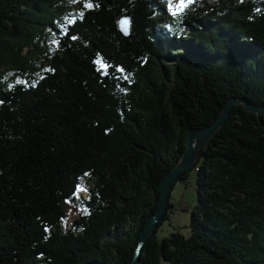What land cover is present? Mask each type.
<instances>
[{"label": "trees", "instance_id": "obj_1", "mask_svg": "<svg viewBox=\"0 0 264 264\" xmlns=\"http://www.w3.org/2000/svg\"><path fill=\"white\" fill-rule=\"evenodd\" d=\"M231 98L264 107V0H0V264L129 262ZM229 116L177 180L195 173L191 234L157 240L169 194L143 264H264V115ZM66 201L85 212L63 231Z\"/></svg>", "mask_w": 264, "mask_h": 264}, {"label": "water", "instance_id": "obj_2", "mask_svg": "<svg viewBox=\"0 0 264 264\" xmlns=\"http://www.w3.org/2000/svg\"><path fill=\"white\" fill-rule=\"evenodd\" d=\"M124 21H127V30H125ZM131 26L132 19L131 15L124 14L118 20V29L120 33L125 37L129 38L131 36ZM238 104H243L247 111L256 113L260 115L264 113V107H259L251 104L245 99L231 98L225 103L222 113L218 116L217 120L208 127H196L192 128L189 131L187 139V148L180 159L177 166L171 170L158 184V190L161 195L158 199V209L145 223V226L141 232V239L138 244V247L132 259L126 264H143L141 260V254L144 248L146 241L151 238L156 229L159 226V223L163 220L164 214L167 211L169 204V194L170 190L174 187V184L178 180L180 174L183 171L190 170L192 164L199 152L200 147H203L207 141L225 124L228 117H230L231 110L234 106Z\"/></svg>", "mask_w": 264, "mask_h": 264}, {"label": "rangeland", "instance_id": "obj_3", "mask_svg": "<svg viewBox=\"0 0 264 264\" xmlns=\"http://www.w3.org/2000/svg\"><path fill=\"white\" fill-rule=\"evenodd\" d=\"M168 2L174 13L181 11L185 7H181V0H168ZM183 3L185 5L188 4L187 0H183ZM55 45L56 44L54 43V46ZM47 65L48 63L45 64V66ZM262 115H264V113H262ZM88 184V180L84 179L82 186L78 191L79 197H81L80 193L84 195L86 194V190L84 188L87 187ZM170 195V204L172 207L169 211V219L162 222L156 233L157 240L159 241L164 237L170 236V234L174 232H179L185 237H188L191 234V213L197 203L194 171L190 173L189 179L186 181V183L183 181H177L174 184ZM65 211L66 219H64L61 223L63 231L68 230L71 227L72 222L85 212L84 208L81 206H75L69 201L65 202Z\"/></svg>", "mask_w": 264, "mask_h": 264}, {"label": "snow or ice", "instance_id": "obj_4", "mask_svg": "<svg viewBox=\"0 0 264 264\" xmlns=\"http://www.w3.org/2000/svg\"><path fill=\"white\" fill-rule=\"evenodd\" d=\"M193 2V0H187V3L188 4H191ZM88 7H92V5L91 4H88L87 5ZM184 6H186L184 3H183V0H181V7H184ZM124 23V26H125V30H127V21H124L123 22ZM104 67H107V65H103Z\"/></svg>", "mask_w": 264, "mask_h": 264}]
</instances>
